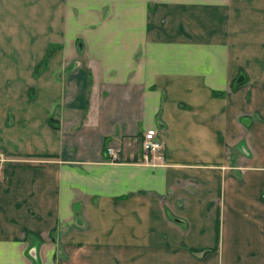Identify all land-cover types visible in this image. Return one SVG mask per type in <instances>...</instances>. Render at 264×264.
I'll use <instances>...</instances> for the list:
<instances>
[{"label": "crops", "instance_id": "0c3cea01", "mask_svg": "<svg viewBox=\"0 0 264 264\" xmlns=\"http://www.w3.org/2000/svg\"><path fill=\"white\" fill-rule=\"evenodd\" d=\"M0 152V264H264V0H0Z\"/></svg>", "mask_w": 264, "mask_h": 264}, {"label": "built area", "instance_id": "2783aa9c", "mask_svg": "<svg viewBox=\"0 0 264 264\" xmlns=\"http://www.w3.org/2000/svg\"><path fill=\"white\" fill-rule=\"evenodd\" d=\"M142 148H143V160L149 162L152 158L162 159L161 152L164 149V143L158 135L156 127L148 128L142 137ZM106 152L109 156L110 161H117L120 157V149H116L113 146H108ZM11 161L7 155L0 152V179L4 178V169L7 162Z\"/></svg>", "mask_w": 264, "mask_h": 264}, {"label": "trees", "instance_id": "16d2710c", "mask_svg": "<svg viewBox=\"0 0 264 264\" xmlns=\"http://www.w3.org/2000/svg\"><path fill=\"white\" fill-rule=\"evenodd\" d=\"M55 48H56V47H54V48L51 47V48H50V50H49V52H48V54H47V55H48L47 57H49V56L52 54V52L55 50ZM45 66H46V61H44V63L41 64V66H40V70L43 69V68H45ZM238 84H240V82H239L238 80H236V81L234 82V86H237ZM52 123H53V118H52ZM55 127H57V126H55ZM171 218H172V217H171ZM208 251H209L208 249H205V250H203V253L206 254Z\"/></svg>", "mask_w": 264, "mask_h": 264}, {"label": "rangeland", "instance_id": "374dc122", "mask_svg": "<svg viewBox=\"0 0 264 264\" xmlns=\"http://www.w3.org/2000/svg\"><path fill=\"white\" fill-rule=\"evenodd\" d=\"M59 264H61L62 260H63V257L59 256Z\"/></svg>", "mask_w": 264, "mask_h": 264}]
</instances>
